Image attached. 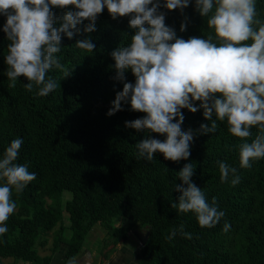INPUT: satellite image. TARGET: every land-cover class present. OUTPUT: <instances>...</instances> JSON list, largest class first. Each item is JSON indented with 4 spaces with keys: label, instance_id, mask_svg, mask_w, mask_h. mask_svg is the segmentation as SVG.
<instances>
[{
    "label": "trees",
    "instance_id": "trees-1",
    "mask_svg": "<svg viewBox=\"0 0 264 264\" xmlns=\"http://www.w3.org/2000/svg\"><path fill=\"white\" fill-rule=\"evenodd\" d=\"M195 2L190 0L181 13L180 9L167 10L166 0H153L160 4L159 11L166 13L165 25L173 28L178 38L207 39L212 34L215 40L214 29L208 26L212 13L201 16ZM255 4L256 19L264 24V0H255ZM68 10L75 11L71 6L51 9L54 27H60ZM130 18L113 20L105 8L95 21L94 32L83 31L89 23L85 20L72 39L62 35L60 51L54 54L62 67L53 66L45 77L46 81L54 79L57 86L41 97L37 92L42 85L33 81L29 91L25 87L29 81L23 76L17 78L15 87L9 86L5 57L11 42L3 31L6 16L0 14V159L13 140L22 139L14 163L26 164L28 171L36 174L22 191L12 189L10 200L16 209L5 221L7 232L0 234V264L10 258L22 264H52L67 231L61 225L63 212L71 226L61 264L73 263L89 231L98 224L106 227L113 247L119 240L126 241L133 227L148 234L146 244L137 251V264H264V158L250 160L249 168L240 167V145L264 135V127L253 126L249 137L237 138L230 134L227 119L216 120L214 133L194 137L187 160H165L157 152L149 161L138 157L136 144L149 136L160 141L166 136L125 127L126 121L146 114L122 104V111L107 115L124 86L114 79L111 53L131 44L137 30L129 27ZM182 23L185 31H181ZM85 39L95 44L92 51L76 46ZM125 75V82L135 84L131 70ZM181 111L182 131L191 128L198 132L201 124H211L202 109ZM218 161L237 169L238 184L231 183V174L221 180ZM188 163L195 169L192 182L209 204L215 198L218 210L225 213L213 227H201L195 213L171 207L180 195L175 191L182 183L178 173ZM5 183L0 178V186ZM65 193L70 199L62 207ZM116 218L130 224L116 228L112 225ZM226 223L230 225L227 231ZM174 229L176 235L169 239ZM50 233L51 254L40 257L34 247L37 243L45 247Z\"/></svg>",
    "mask_w": 264,
    "mask_h": 264
},
{
    "label": "clouds",
    "instance_id": "clouds-1",
    "mask_svg": "<svg viewBox=\"0 0 264 264\" xmlns=\"http://www.w3.org/2000/svg\"><path fill=\"white\" fill-rule=\"evenodd\" d=\"M189 3L190 0H166L164 7L183 13ZM69 6L75 11H66L60 27H54L51 9ZM160 7L153 0H0V14L6 16L3 31L11 42L5 57L9 86L15 87L17 78L23 76L29 81L25 85L29 91L34 81L42 85L37 95L47 96L57 82L51 77L46 81V73L53 66L62 67L54 55L60 51L62 35L72 39L79 32L77 26L85 20L89 23L83 31L94 32L98 15L107 8L113 20L130 16L129 27L137 30L129 46L111 53L114 79L124 86L107 115L122 111V104H130V110L146 115L126 121L125 127L166 136L164 141L149 136L137 143L139 158L150 161L159 152L165 160H187L194 137L214 133L216 120L227 119L230 134L237 138L249 137L253 126L264 127V24L256 19L255 0H196L201 16L212 13L208 26L214 29L215 40L212 34L207 39L178 38L175 30L165 25L166 13L159 11ZM254 24L259 27L254 28ZM185 30L186 24L182 23L181 31ZM76 46L88 51L95 48L90 39L77 41ZM128 70L135 84L125 82ZM182 109L192 113L202 109L204 119L211 124H201L198 132L191 128L182 131ZM22 143V139L13 140L0 159V178L6 181L0 186V234L7 232L5 221L16 209V203L10 200L12 189L20 192L36 179L26 164L14 163ZM259 158H264V135L240 145L241 168L251 167L250 160ZM217 163L222 181L231 174L233 185L240 182L236 168L226 162ZM194 170L193 163H188L179 171L182 183L175 186V191L180 195L171 207L181 213H195L201 227H213L225 213L218 210L215 198L209 204L192 182ZM229 227L226 223L225 231ZM180 230L183 232V225ZM175 235L174 229L169 239ZM184 235L191 238V234Z\"/></svg>",
    "mask_w": 264,
    "mask_h": 264
},
{
    "label": "rangeland",
    "instance_id": "rangeland-1",
    "mask_svg": "<svg viewBox=\"0 0 264 264\" xmlns=\"http://www.w3.org/2000/svg\"><path fill=\"white\" fill-rule=\"evenodd\" d=\"M69 199L70 194L65 193L62 197V207H64L63 205L65 204L66 200ZM129 224L130 223L128 221L122 218H116L112 220V225L116 228L126 227ZM61 225H63L67 229V231L64 232L62 243L53 256V259L57 264H61L64 259V253L67 250V241L70 236L69 230L71 222L68 218V214L65 212H63L62 214ZM57 229L58 226L55 228V230ZM107 232L108 231L106 230L105 226L100 224L95 225L89 231L84 241V246L82 247L80 252L73 258L72 264H112L115 263V261L120 262L121 258L125 262L124 264H137L138 256L134 257L133 260L128 258L124 260V253H122V250H140L142 247L139 245V242L134 233L139 232L144 234V231L137 229L136 227L131 228V230L129 231V238L126 241L119 240L118 244L115 247L109 245L110 240H107ZM52 237L53 233L47 235L48 243L45 247H40L39 243L35 245L34 248L40 257H45L51 254ZM3 264H22V262L15 261L10 258L3 260Z\"/></svg>",
    "mask_w": 264,
    "mask_h": 264
},
{
    "label": "crops",
    "instance_id": "crops-1",
    "mask_svg": "<svg viewBox=\"0 0 264 264\" xmlns=\"http://www.w3.org/2000/svg\"><path fill=\"white\" fill-rule=\"evenodd\" d=\"M132 244V243H131ZM133 247V246H132ZM131 247V248H132ZM136 252V253H135ZM122 253H124V260L125 259H134V257H136V256H138V254H137V251H134V250H128V251H124V250H122ZM136 259V258H135ZM118 261H115V263L116 264H124L125 262L122 260V258H121V261L120 262H118ZM115 263H112V264H115ZM52 264H57V263H55V261H54V259H53V262H52Z\"/></svg>",
    "mask_w": 264,
    "mask_h": 264
},
{
    "label": "water",
    "instance_id": "water-1",
    "mask_svg": "<svg viewBox=\"0 0 264 264\" xmlns=\"http://www.w3.org/2000/svg\"><path fill=\"white\" fill-rule=\"evenodd\" d=\"M134 235L136 236L138 242H139V245L141 247H143L145 244H146V241H147V237H148V234L147 233H139V232H135Z\"/></svg>",
    "mask_w": 264,
    "mask_h": 264
}]
</instances>
